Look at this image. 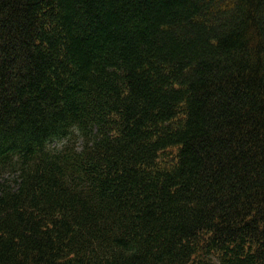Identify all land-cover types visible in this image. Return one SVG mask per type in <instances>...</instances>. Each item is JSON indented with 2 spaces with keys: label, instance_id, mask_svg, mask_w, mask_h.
I'll return each mask as SVG.
<instances>
[{
  "label": "trees",
  "instance_id": "obj_1",
  "mask_svg": "<svg viewBox=\"0 0 264 264\" xmlns=\"http://www.w3.org/2000/svg\"><path fill=\"white\" fill-rule=\"evenodd\" d=\"M0 264H264V0H0Z\"/></svg>",
  "mask_w": 264,
  "mask_h": 264
}]
</instances>
